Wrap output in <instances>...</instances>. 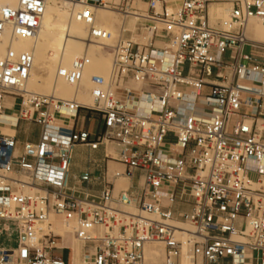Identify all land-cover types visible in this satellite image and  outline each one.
Segmentation results:
<instances>
[{
    "label": "built area",
    "instance_id": "obj_1",
    "mask_svg": "<svg viewBox=\"0 0 264 264\" xmlns=\"http://www.w3.org/2000/svg\"><path fill=\"white\" fill-rule=\"evenodd\" d=\"M69 1L84 6L73 16L87 43L111 35L93 8L139 15L108 45V77L89 76L87 105L27 88L34 56L13 42L37 35L47 0H0V127L13 119V133L0 130V235L8 223L17 235L0 264H66L51 254L72 251L52 228L60 217L80 242L77 264H147L154 243L163 264H264V43L245 35L250 18L264 22V0ZM215 3L230 15L210 23ZM89 63L82 53L56 77L78 87ZM80 108L100 115L93 138L62 120ZM30 125L37 139L20 141ZM77 144L121 166L77 178L101 183L96 193L69 184ZM119 178L132 182L115 189ZM180 202L190 211L175 213Z\"/></svg>",
    "mask_w": 264,
    "mask_h": 264
},
{
    "label": "bare ground",
    "instance_id": "obj_2",
    "mask_svg": "<svg viewBox=\"0 0 264 264\" xmlns=\"http://www.w3.org/2000/svg\"><path fill=\"white\" fill-rule=\"evenodd\" d=\"M59 3L60 5H58L56 0H47L37 35L33 38L20 37L13 42V46L18 51L33 53V66L27 81V88L30 90L35 89L36 92L48 95L53 94L55 97L65 99L70 98V91L73 89L75 94L79 92L78 97L80 100H77L78 102L81 101L80 103L89 104L91 97L89 94V79L88 82L86 79L87 74H100L105 78L108 77L111 64V54L108 45L113 44L118 38L124 19L131 17V19L135 20L139 13L135 10L121 13L112 9L93 8L96 24L109 30L111 35L115 30V14H117V18L120 16L119 24L116 38L113 42L109 43L110 35L109 38L103 39L102 41L87 43L84 41L88 30L87 25L77 21L73 16L76 11L84 7L83 4L79 2L70 3L69 0H61ZM211 5L213 4L209 5L210 14L213 15L214 13L215 16L223 19L229 17L230 8L223 9V11H216ZM245 35L249 40L264 43V22L250 18L247 23ZM169 40L162 36H155L153 38V44L161 47L167 45ZM82 53H86L89 56L90 63L83 73V80L80 86L69 85L63 79L56 77V70L59 65L69 66L72 60ZM81 87L82 89L79 90ZM7 119V123L2 127L6 131L13 132V119L11 117ZM118 180L125 179L119 178L116 181ZM56 227H59L58 223H55V232L59 233L62 237H64V234H68L67 231L70 229L69 227L57 230ZM102 232L103 230L100 231V234ZM69 236L74 239L71 235ZM159 244L154 243L152 245V250L146 256L147 264H163V247ZM71 248L74 252L73 247ZM79 250L80 247L78 248V253ZM74 263L77 264V261Z\"/></svg>",
    "mask_w": 264,
    "mask_h": 264
},
{
    "label": "crops",
    "instance_id": "obj_3",
    "mask_svg": "<svg viewBox=\"0 0 264 264\" xmlns=\"http://www.w3.org/2000/svg\"><path fill=\"white\" fill-rule=\"evenodd\" d=\"M146 5V3H143ZM62 120L66 121L65 124L71 125L73 124L75 128L80 129L86 133L89 134L90 138H93L94 135L99 133L102 129V121L100 118V115L92 110L89 109H78L77 111V118L74 121H67L66 119L62 118ZM29 129L34 130V134L30 136V141H35L37 139L38 135V127L36 125H30L27 126ZM0 130L3 132H6V130L1 126ZM20 133V132H19ZM19 133H17V137L19 139ZM35 136V140L32 139V137ZM20 140V139H19ZM22 141V140H20ZM101 148V146L99 147ZM96 149V150H89L85 145L83 144H77L74 148L73 153V161L70 167V173L71 178L69 180L70 186L79 188L80 191H89V192H98L102 185L101 183H93V182H87L86 180H78V177H82L83 174H95L100 175L105 170V166H107L108 173L112 170H121V166L114 161L108 160L105 165V160L103 158V149ZM88 154V163H84V154ZM111 162L112 164L110 165ZM98 172V174H96ZM132 180H118L115 183V189H119L123 184H130ZM191 209L190 203L187 202H180L176 203L173 206V211L175 213L178 212H189ZM70 225V224H69ZM69 225H64L62 227H56L57 230L60 228L65 229L69 228ZM63 244L66 247H73L74 252L71 251L68 248H62L60 250H66L68 251V261H65L66 264H71L77 261V258L79 257L78 248L79 246L75 243V240L72 239L68 234H64L63 237ZM78 253V254H77ZM52 254V253H51Z\"/></svg>",
    "mask_w": 264,
    "mask_h": 264
},
{
    "label": "rangeland",
    "instance_id": "obj_4",
    "mask_svg": "<svg viewBox=\"0 0 264 264\" xmlns=\"http://www.w3.org/2000/svg\"><path fill=\"white\" fill-rule=\"evenodd\" d=\"M56 2L58 3V5H60L59 2H61V0H56ZM133 6L137 9H140V12H144L142 10H145V8H146V5L143 3H140V2L134 3ZM211 6L216 11H223V9L230 8V4H228V3H215ZM213 15H214V13H213ZM213 15L210 14V19H209L210 23H214L216 21V19L220 18V17H217L215 15L213 16ZM115 16H116V21L114 22L115 30L109 39V43L113 42L116 38V32H117L120 16H118L119 18H117V14H115ZM125 19H126L125 21L128 22L130 25H132L135 22V20L131 19V17H126ZM157 25H158V29H161V25L160 24H157ZM134 37L136 39H142L143 36H141V35L138 36L137 33H135ZM213 74H214V71H213ZM89 76H90V74L88 73L86 76L87 82H88ZM128 84L134 88H138L140 86L138 83H134V82H129ZM88 87H89V83H88ZM81 89H82V87L79 90H81ZM31 90L35 91V89H31ZM39 93H41V92H39ZM78 93L75 94V91H73V89H71L69 99L75 98L76 100L79 101L80 99L78 97V95H79ZM90 104H91V100H90L89 104H87V105H90ZM6 132L13 133V132H9V131H6ZM18 136H19L20 140H25L26 138H29L25 133H22V132H20ZM32 139L35 140V136H33ZM168 140H170V139H168ZM99 149L102 150L103 148L101 147ZM107 151L108 152L112 151V147L110 146V144L107 145ZM83 156H84L83 157L84 163H88V154L85 153ZM109 163H110V165L112 164L111 162H109ZM96 174H98V172H96ZM250 176L254 177V175L252 173L250 174ZM121 187H126V184H123ZM55 223H58L59 227L64 226L62 218L61 217L57 218L53 222V226H52L54 231H55ZM8 226H9L8 230L2 232L0 235V247H15L17 245V235H16L15 225H14V223H8ZM75 243L80 247L79 241L75 240ZM159 245H161V244H159ZM52 257L54 259H62V260L68 261L69 255H68V251H66V250L54 249L52 251Z\"/></svg>",
    "mask_w": 264,
    "mask_h": 264
}]
</instances>
